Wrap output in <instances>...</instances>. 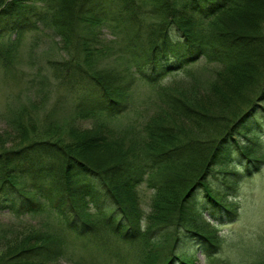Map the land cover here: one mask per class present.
I'll use <instances>...</instances> for the list:
<instances>
[{
    "label": "trees",
    "instance_id": "16d2710c",
    "mask_svg": "<svg viewBox=\"0 0 264 264\" xmlns=\"http://www.w3.org/2000/svg\"><path fill=\"white\" fill-rule=\"evenodd\" d=\"M139 4L131 0H0V38L13 35L0 44L5 67L12 66L19 48L12 44L14 39L24 40L30 32L44 29L60 37L65 46L77 44L78 57L64 59L60 66L51 62L52 68L59 73L63 83L59 84L68 85L63 96H70L77 115L94 122L91 131L72 126L65 135L59 129L54 134L43 128L32 141L0 150V215L38 218L36 230L11 243L8 255H2L6 264L85 262L88 258L75 252L79 242L91 245L93 254L94 250L114 253L116 264L127 263L112 242L130 245L133 264H195L193 257L176 251L181 232L197 236L207 256L216 253L220 242L216 225L197 201L202 198L199 191L205 203L215 206L207 213L210 217L217 218L218 208L233 217L234 203L223 201L229 187L264 163L260 150L254 148L263 124L259 121L264 120V84L257 95L245 98L237 117L232 114L228 119L224 114L219 119L236 118L221 137L204 145L198 138L171 142L182 123L190 132L194 128L199 132L215 119H203L195 100L167 94L161 83L174 72L186 74L188 66L203 60L229 86L218 103L227 113L243 99L238 95L241 84L264 77V0H140ZM151 16L155 22L143 40L144 31L138 26ZM247 18L245 23L254 27L240 22ZM103 28L112 34L110 39L101 37ZM250 29L254 35L248 34ZM114 45H119L116 53L125 56H119L126 62L124 84L113 81L119 77L92 71L87 65L94 52ZM136 74L154 87L160 104L141 124L140 120L135 125L117 124L128 109L127 90ZM162 100L167 102L164 117ZM24 108L26 112L12 115L9 122L18 137L27 139L34 117ZM64 122L55 128L66 130ZM127 133L137 140L127 138ZM138 142L142 147L135 148ZM185 159L191 172H183ZM142 184L154 189L144 224ZM173 188L180 194L176 201L165 195ZM257 264H264V259Z\"/></svg>",
    "mask_w": 264,
    "mask_h": 264
},
{
    "label": "rangeland",
    "instance_id": "374dc122",
    "mask_svg": "<svg viewBox=\"0 0 264 264\" xmlns=\"http://www.w3.org/2000/svg\"><path fill=\"white\" fill-rule=\"evenodd\" d=\"M131 1L135 2L136 5H140V0ZM28 3L27 1L26 4ZM41 5L38 4V7ZM120 5H123V3ZM149 9L150 7L148 6L144 11ZM248 20L249 18L240 22L248 27H254V25H247L245 23ZM153 22L155 20L151 16L146 18V20H142L141 25L138 26L141 31H144L143 33L141 32L140 36L143 40L145 39L146 31L148 32V26H152ZM248 31L250 32L248 34L251 35L255 33L252 32L254 31L252 29ZM261 31L264 34V23H262ZM111 36L112 34L106 28L102 29V38L110 39ZM12 38L13 35L1 37L0 44H4V42ZM12 44H16L19 47L15 53L12 66L6 68V65L3 64L4 61L0 59V111L5 114H0V150L20 147L22 143L32 141L31 137H34L43 128L45 132H52L54 134H57L54 129H59L62 135L69 133L70 131L67 129L72 128V126L80 130L91 131L93 129V120L84 119L86 118L85 116L79 117L81 115H77V109L69 99L70 96H68V99L63 96L68 93V87L65 86L67 84H59L62 83L59 79V73L54 67L52 68V63L59 64L60 66V61L69 58L72 60V58L78 57L77 52L80 50V47L74 43H69L65 46V43L60 41V37H53L49 31H45L44 29L26 34L24 40H20L19 37L16 42L14 39ZM119 44L121 46V40ZM118 46L114 45L115 48L109 47L106 51L94 52L97 54H92V59L90 60L92 62L87 65H90L92 71L107 72L111 77H119V79L113 81H123L124 84L128 80L126 71L123 70L126 68V62L123 59L125 56L123 57L120 53H116L117 48H119ZM119 56L123 58L121 59ZM188 67L190 71L186 72V74L184 72H174L165 77L161 82L162 85H166L165 90L167 94L172 92L187 99L195 100L196 109L204 113L203 119L215 120L214 123L208 124L205 127L203 126L200 129L204 130L203 132L201 131L202 133L200 130L199 132L195 130V128L190 132L187 129L186 122H184L182 125H179L182 129L174 132L178 135L174 136L171 142L189 141L190 138H198L199 141H204V145H209L210 139L221 137L222 131L231 125L236 118L229 122L225 118L224 120L219 119L224 114L228 116V119L232 114L237 117L245 98H250V96L257 95V92L259 93L260 87L264 84V77L262 79L259 78L258 81L254 78L252 83L250 82L246 86L241 84L242 88L240 87L238 95H242L243 99L238 104H233L228 112L224 113V109L220 105L222 99L219 96L225 90H229V86L226 83L220 82L218 76L212 72L213 67L203 60ZM137 77L138 75L136 74L134 84L130 87V90H127L128 109L117 119L115 122L117 124L133 123L135 125V121L137 120H140L138 122L141 124L143 123L141 121L146 120V117H149L160 104L159 100H156L154 87ZM211 86H213L212 89ZM231 95L230 93L229 96ZM62 97L65 100L60 105L56 104V101ZM169 100L172 99L167 98L168 102ZM162 101L164 103V112L161 117H164L167 111V102L166 100ZM219 102L220 104L218 105ZM24 105L32 111L31 113L34 117V126L27 128L26 131L27 139L18 137V132L11 128L12 126L9 122V117L12 115L26 112ZM234 110L236 112L232 113ZM50 115V121L46 122L47 120H44V118L50 117ZM63 121L67 122L65 125H63L65 122L62 124V126L66 127V130L61 129V127L55 128V126H59ZM259 122L263 124L260 126L259 136L255 137L256 146L254 148L259 149L264 157V120L260 119ZM174 123L178 125V123ZM220 129L221 131L219 132ZM133 135L132 133H127L126 137L135 139ZM247 135L251 136L250 134ZM241 138L245 143L248 142L247 138H244L243 135ZM139 146L142 147L141 143L138 142L135 148ZM182 162L181 166L185 168L183 172H191L192 167L188 165V161L185 159ZM226 187L228 186L226 185ZM171 190L165 194L167 199L172 201L178 200L180 197L178 191H175L174 188ZM140 191L141 207L144 211L141 217H143L142 223L144 224L147 221L146 215L150 212L151 195L154 189L142 184L140 185ZM198 197H202L197 198V201H199L200 207L204 212L203 214H205V217L211 224H215L217 227L216 235L220 237L219 246L214 255L207 256L202 250L204 248L198 242L197 236H193L189 232H181L176 246L177 253L182 252L193 257L195 264H257V262L264 259V163L260 165L258 170L237 180V183L231 185L228 193L224 196L223 201L234 203L232 205L237 210L235 216H230L225 208L216 207L220 209V212L216 213L217 218L210 217L207 213L212 210L214 204L212 206V204L205 203L201 191H199ZM169 205L170 203H167L164 207L165 210ZM37 220V217L18 219L17 217H13V215H0V264H6L7 261L4 257L8 255L7 251L13 245L11 243L18 242L21 238L30 235L36 230L38 224L35 222ZM3 235L6 236L4 237ZM112 244L115 248H118V256H123L127 264H133L134 256L131 253L130 245L123 244V242H112ZM92 248L91 245L84 247L79 242V245L75 248V252L77 254L83 253L89 261L87 259L85 262H77L78 264H116L115 262L118 258L114 253L110 254L107 251L94 250L93 254L91 252ZM2 255L4 256L3 260ZM92 258L94 259L90 260ZM95 258L97 259L95 260ZM60 264L76 263L63 260Z\"/></svg>",
    "mask_w": 264,
    "mask_h": 264
}]
</instances>
